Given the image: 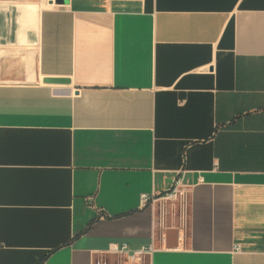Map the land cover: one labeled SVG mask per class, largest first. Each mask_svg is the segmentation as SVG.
Wrapping results in <instances>:
<instances>
[{"label":"crops","instance_id":"crops-1","mask_svg":"<svg viewBox=\"0 0 264 264\" xmlns=\"http://www.w3.org/2000/svg\"><path fill=\"white\" fill-rule=\"evenodd\" d=\"M177 175L183 248L140 199ZM112 243L264 264V0H0V264H127Z\"/></svg>","mask_w":264,"mask_h":264},{"label":"built area","instance_id":"built-area-1","mask_svg":"<svg viewBox=\"0 0 264 264\" xmlns=\"http://www.w3.org/2000/svg\"><path fill=\"white\" fill-rule=\"evenodd\" d=\"M44 1L50 2L53 0ZM189 193L190 187L183 183L182 175H177L173 179L172 186L168 190L161 193H141L140 195L141 202L144 205H154L158 203L162 215L168 213V207H175L179 205L181 227L179 229L180 244L178 248L184 247V236L187 227L186 212ZM154 249V245L133 249L128 243H112L109 251L124 257L127 264H143L146 257L149 256ZM236 249L240 250L239 247Z\"/></svg>","mask_w":264,"mask_h":264},{"label":"water","instance_id":"water-1","mask_svg":"<svg viewBox=\"0 0 264 264\" xmlns=\"http://www.w3.org/2000/svg\"><path fill=\"white\" fill-rule=\"evenodd\" d=\"M46 81L52 84H67L70 82V80L66 78H47ZM168 247H174V246L168 245Z\"/></svg>","mask_w":264,"mask_h":264},{"label":"rangeland","instance_id":"rangeland-1","mask_svg":"<svg viewBox=\"0 0 264 264\" xmlns=\"http://www.w3.org/2000/svg\"><path fill=\"white\" fill-rule=\"evenodd\" d=\"M147 259H148V257H147V258L145 259V261H144L145 264H148ZM115 264H117V263L115 262Z\"/></svg>","mask_w":264,"mask_h":264}]
</instances>
